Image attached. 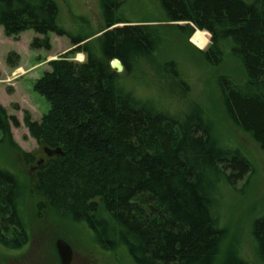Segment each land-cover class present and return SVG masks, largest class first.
I'll use <instances>...</instances> for the list:
<instances>
[{
	"label": "trees",
	"instance_id": "trees-1",
	"mask_svg": "<svg viewBox=\"0 0 264 264\" xmlns=\"http://www.w3.org/2000/svg\"><path fill=\"white\" fill-rule=\"evenodd\" d=\"M155 1L159 17L130 20L128 0H100L102 27L73 36L60 26L55 0H0L6 36L32 29L41 36L32 49L49 50V32L72 44L34 80L47 112L33 120L23 111L30 136L55 149L35 172L34 192L58 221L85 223V239L111 254L112 264H264V215L251 223L254 257L246 258L236 240L222 247L227 231L217 212L222 186L245 189L252 163L240 148L220 144L206 108L190 99L189 81L163 50L168 38L187 40L197 29L200 47L207 42L201 31L210 36L197 49L208 64L238 61L242 81L217 78L222 106L264 151V0ZM78 52L82 62L72 58ZM114 58L122 73L111 68ZM6 61L15 67L19 56L10 52ZM130 78L153 82L157 95L140 94ZM7 118L0 105L3 140L32 163ZM26 214L23 182L0 168V247L26 243Z\"/></svg>",
	"mask_w": 264,
	"mask_h": 264
},
{
	"label": "rangeland",
	"instance_id": "rangeland-1",
	"mask_svg": "<svg viewBox=\"0 0 264 264\" xmlns=\"http://www.w3.org/2000/svg\"><path fill=\"white\" fill-rule=\"evenodd\" d=\"M55 1L59 7L60 26L73 36L102 27L100 0ZM123 13L130 20L161 15L155 0H128ZM196 31L187 40L179 37L168 38L163 50L178 63L181 75L189 81L190 99L200 102L206 108L213 124L214 135L220 144L240 148L252 163L253 174L249 185L241 190L239 184L236 185L237 189L223 185L221 203L217 209L220 226L227 231L222 247L229 241L236 240L242 255L252 258L254 255L250 226L255 218L264 215V151L247 133L237 129L229 121L222 106L217 78L225 74L242 81L244 76L241 64L230 57H226L218 65L208 64L197 49L204 50L208 46L210 36L201 31L207 42L205 46L200 47L193 41ZM35 36L38 35L32 29L22 31L16 37L6 36L0 25V105L8 117L12 139L22 151L34 156L32 163H25L21 153L15 152L9 143L3 140L0 131V168L17 175L23 182L29 235L26 243L19 248L0 247V264H59V257L54 248L58 238L64 239L71 246V264H112L114 261L110 257L111 254L100 251L96 245H90L91 241L85 239V232L91 234L85 223L58 221L34 192L35 172L43 161L55 154V149L39 145L30 136L23 123V111H28L33 120H40L47 112L49 103L43 95L33 90L34 80L49 69L48 61L58 58L72 48L67 36L49 32L51 48L32 49L30 42ZM10 52L19 56L15 67L6 61ZM77 56L85 59L81 52L75 53L72 58L75 60ZM128 81L136 82L138 85L135 89L142 95H157L155 89L158 88L153 82L144 86L133 78ZM173 91L176 92L174 89ZM39 203L43 205L37 209ZM125 263L130 264L129 259L120 261V264Z\"/></svg>",
	"mask_w": 264,
	"mask_h": 264
},
{
	"label": "water",
	"instance_id": "water-1",
	"mask_svg": "<svg viewBox=\"0 0 264 264\" xmlns=\"http://www.w3.org/2000/svg\"><path fill=\"white\" fill-rule=\"evenodd\" d=\"M110 66L118 73H121L123 71V65L119 59H113L110 62ZM55 249L59 257L60 264H71L73 258V250L68 242H66L62 238L56 239Z\"/></svg>",
	"mask_w": 264,
	"mask_h": 264
},
{
	"label": "bare ground",
	"instance_id": "bare-ground-1",
	"mask_svg": "<svg viewBox=\"0 0 264 264\" xmlns=\"http://www.w3.org/2000/svg\"><path fill=\"white\" fill-rule=\"evenodd\" d=\"M196 30H197V29H196ZM114 59H118V58H114ZM112 60H113V59H112ZM112 60H111V61H112ZM111 61H110V62H111ZM123 69H124V67H123ZM122 72H123V71H122ZM122 72H121V73H122Z\"/></svg>",
	"mask_w": 264,
	"mask_h": 264
},
{
	"label": "flooded vegetation",
	"instance_id": "flooded-vegetation-1",
	"mask_svg": "<svg viewBox=\"0 0 264 264\" xmlns=\"http://www.w3.org/2000/svg\"><path fill=\"white\" fill-rule=\"evenodd\" d=\"M59 264H60V262H59Z\"/></svg>",
	"mask_w": 264,
	"mask_h": 264
}]
</instances>
